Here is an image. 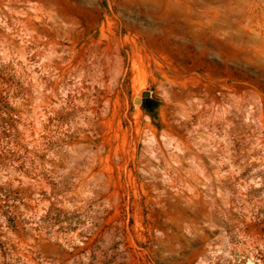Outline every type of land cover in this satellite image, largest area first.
<instances>
[{
	"label": "rangeland",
	"instance_id": "374dc122",
	"mask_svg": "<svg viewBox=\"0 0 264 264\" xmlns=\"http://www.w3.org/2000/svg\"><path fill=\"white\" fill-rule=\"evenodd\" d=\"M0 264H264V0H0Z\"/></svg>",
	"mask_w": 264,
	"mask_h": 264
},
{
	"label": "water",
	"instance_id": "95a60500",
	"mask_svg": "<svg viewBox=\"0 0 264 264\" xmlns=\"http://www.w3.org/2000/svg\"><path fill=\"white\" fill-rule=\"evenodd\" d=\"M148 96H149L148 93L144 94V97H145V98H147ZM136 103H137V104L140 103V100H136Z\"/></svg>",
	"mask_w": 264,
	"mask_h": 264
}]
</instances>
